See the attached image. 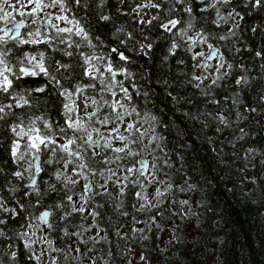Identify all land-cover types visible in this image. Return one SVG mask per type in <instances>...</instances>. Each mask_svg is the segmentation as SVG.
I'll list each match as a JSON object with an SVG mask.
<instances>
[{
    "label": "snow or ice",
    "instance_id": "6c2138e0",
    "mask_svg": "<svg viewBox=\"0 0 264 264\" xmlns=\"http://www.w3.org/2000/svg\"><path fill=\"white\" fill-rule=\"evenodd\" d=\"M25 7L28 9L27 13L19 11V16L27 15L31 18L27 25L24 19L15 20L11 17V10L18 11ZM6 8L9 11H5ZM89 10L94 11L99 21L113 24L115 33L123 34L121 44H127L131 40L134 50L138 49L144 55L149 54L153 44L137 41L132 32H126L124 25L117 27L115 19L120 16L131 17L139 26L137 29L139 35L145 40L148 37L144 35V29L146 27L149 30L156 28L158 34L163 33L165 39L170 38L171 41L168 54L163 58L165 62L169 55L175 56L180 48L191 50V45L196 44H204L207 47V54L204 52L193 54L192 59L196 61L193 68L200 71L192 72L185 86L195 88L205 98V102L216 104L217 111L215 115L184 113L189 119L199 120L201 115L211 116L216 121L217 131L230 127V115L219 110L221 100H217L212 95V91L219 88L220 82L237 68L244 74L235 78L236 88L239 92H246L251 87L256 92L260 105H244L242 111H236V117L243 115L245 119H248L258 112L264 116V111H261L264 109V73H261L258 78L250 77L245 65H234L228 62L221 49L210 42L215 40L231 43L232 50L237 53L242 50L253 52V49L246 44L243 49L236 47L234 38L239 40L237 32L243 31L241 22L246 16L264 14V0H26V2L15 0V3L13 0H0V22L4 24V27H0V132H4L5 135L11 133L7 146L0 137V148L6 147L7 151V158H0V214H7L6 216L0 215V264H20L21 260L24 264H43L49 252L59 253V258L51 257L50 264H65L71 253H76L83 259L85 252H91L92 249L82 250L79 245L87 244L89 241L100 243L108 239L106 235L99 236V233L97 236L83 237V234L91 231L93 227L98 228L96 220L100 215L98 208L104 205L95 203L94 198L97 196L109 200L121 198L119 203L113 204V208L118 210L121 216L131 215L133 225L143 224L144 227L132 228L134 234H142L150 224L156 221V216L153 215L148 220L140 221L137 220L135 214L123 210L125 188L131 185L133 189H140L133 192L138 202V206L137 203L132 205L135 212H147L153 208L157 209V212L161 211L159 206L163 203L164 194L172 188L170 183L157 179L155 176L151 180L146 178L141 181L125 175L123 181H128V184H125L121 180H112L116 172L110 167L105 170L93 167L94 164L106 166L117 161H127V158L131 156L133 166L117 164V167L123 168L127 173L142 175L141 169L134 168L135 157L140 155V150L149 145L151 151L156 149L163 151L162 145L158 142L163 137L151 135L149 144L146 145L144 137L150 134L149 129L143 128V124L138 126L135 122H128L125 119L126 115L136 113L135 108L129 111L124 108L120 99L115 102L103 98L99 101L96 99L95 81L103 77L105 69L109 77L100 79V84L104 91L111 92L113 96L116 93L112 92V89L116 85L112 83V80L123 69H114L113 63L105 60L103 56L97 57L84 51L86 48H96L94 40L105 43L98 34L94 37L91 35L92 28L87 16ZM57 21L65 26H61V23ZM197 21L201 24L206 23L208 27L197 28ZM31 26L36 27L33 30ZM41 26L51 30L52 34L45 36L41 31ZM26 27L28 31L22 33L21 30ZM249 31L257 35L264 32V23L251 26ZM177 38L180 42H177ZM53 41L56 42V46L53 45ZM30 45H44L46 49L55 47L56 51L62 52L63 56L70 59L64 61L52 57L46 58L45 51L40 48H33L29 52L22 47ZM58 45H64V48L61 49ZM109 47V56L111 53H116L120 61L130 59L124 51L111 45ZM68 49H73V51H68ZM253 55L258 60H264V49L254 51ZM9 56L12 59H9ZM77 56L81 59L73 64L72 58ZM200 57L203 61L199 59ZM213 58L218 60L216 65L209 63ZM93 61H103L104 67L94 64ZM176 63L183 64L184 61L178 59ZM259 67L264 69V63H261ZM208 68L212 69L211 73L206 72ZM77 69H80L78 78L86 77L89 82L86 84L72 82L69 87H65L64 80L72 81V73ZM29 81H31V86L25 87ZM206 81H208L207 84H205ZM117 83L124 92L123 99L130 100L131 96L128 90L123 88V82ZM165 84L167 85L168 82L165 81ZM85 90L93 91H90L86 97ZM239 92L235 93L237 97ZM169 95L172 94L169 93ZM53 96L63 98L60 101L63 117L61 121L49 122L43 117H36L26 123L15 111L35 106L33 101L38 104L43 99L47 103L48 98ZM73 97L79 99L81 103L77 104ZM172 98L177 103L184 99L180 96ZM223 100H231L233 108L241 105L239 98L233 99L225 95ZM185 102L191 103V98ZM91 106L95 108L90 112L87 111ZM120 108H124V111L121 112ZM78 109L82 115H77ZM10 116L15 120L5 126L3 122L7 121ZM37 120L41 121L39 126H37ZM150 120L155 121L156 117L152 116ZM97 124L105 128L109 135L106 136L101 132ZM120 125L123 126V131ZM203 126H208L207 120L203 122ZM238 130L242 137L246 134L245 129ZM125 133L129 135L126 136ZM113 141L119 142L122 146L114 147ZM130 143L136 145L138 150L133 151L129 147ZM105 150L124 155H116L114 159H110L105 153V156L101 157V152ZM253 151L254 149H250L248 155L251 156ZM9 163L12 165L11 170L5 167ZM163 163L172 167L167 159ZM153 168L155 169L156 166L153 165ZM105 171L111 175L106 181L97 182L95 178L104 176ZM89 176L94 179L89 181ZM78 178L87 182L82 185L84 192L74 199L72 189L80 184ZM153 183L163 184L164 188L157 187L154 192L149 193L146 190L147 185ZM185 184L191 188L187 180ZM180 190L184 191L183 188ZM49 194L58 195V201L49 206L58 210V215L52 211H43L39 214V221L45 225L41 229L43 236L39 239H28L27 230L11 235L6 231L9 221L17 218H19L17 222H24L23 227H28L30 217L21 215L22 212L27 211L22 200H34L35 204H39ZM177 203L183 205L188 201ZM76 213L80 214L81 220L85 219L86 213L87 216L92 217L93 223L88 227H85L83 223L77 224L75 225L77 230L72 232H69L67 224L61 227L57 223V221H70ZM49 229H56L69 239L76 238L69 245V255H65V250L59 244L53 247V241L48 238ZM116 235L122 239H131L119 229L116 230ZM4 241L13 242L5 244ZM16 241H23V243L17 247ZM39 243L46 244L47 247L37 252L33 246ZM87 259L89 264H93L91 256ZM140 260L147 264V257L141 255Z\"/></svg>",
    "mask_w": 264,
    "mask_h": 264
},
{
    "label": "trees",
    "instance_id": "16d2710c",
    "mask_svg": "<svg viewBox=\"0 0 264 264\" xmlns=\"http://www.w3.org/2000/svg\"><path fill=\"white\" fill-rule=\"evenodd\" d=\"M87 16L92 28L91 35L94 37L98 34L105 43L94 40L96 48H86L84 51L97 57L103 56L105 60L113 63L114 69H123L112 80V83L116 85L112 89V92L116 93L115 96L111 92L104 91L100 84V79L109 77L105 69L103 77L95 81L97 85V89L94 91L96 99L99 101L103 98L112 102L120 99L124 108L129 111L132 108L136 109V113L125 116L128 122H135L138 126L143 124L145 129L148 126L153 135L163 137L158 141L162 145L163 151L148 150L151 164L146 174L127 173L123 168H119L118 178L115 179L112 176V180L123 181V177L127 175L132 179L144 181L151 175L152 178L155 176L157 179L170 183L172 188L165 192L159 212L155 208L147 212H135L132 205L137 203L138 206V202L133 192L140 189H133L131 185L125 188L123 210L135 214L137 220L140 221L148 220L153 215L156 216V221L150 224L142 234H134L132 228L144 227L143 224L133 225L131 215L121 216L118 214V210L113 208V204L119 203L121 198L109 200L99 196L95 197V203L104 205L98 208L100 213L96 218L98 228L93 227L91 231L85 232L83 237L97 236L99 233V236L106 235L108 239L107 241L102 240L100 243L89 241L87 244L79 245L82 250L92 249V251H86L83 259L78 254L71 253L65 264H89L88 256L92 257L93 264H145L140 260L141 255L147 257V264H264V116H261L260 112L251 115L248 119H245L243 115L239 118L235 115L236 111H242L244 105H260L257 94L251 87L246 92H239V89L236 88L235 78L244 73L239 68L233 70L230 76L220 82L221 86L212 91V95L217 100H221L219 110L230 115V127L217 131L216 121L211 116L201 115L199 120H194L184 115L187 112L194 115L198 113L215 115L217 111L216 104L205 102V98L195 88L185 86L191 73L200 71L193 68L196 61L192 59V56L197 52L207 54L208 49L204 44L191 45V50L180 48L175 56L169 55L165 62L163 58L168 54L171 41L170 38L165 39L163 33L158 34L156 28L149 30L146 27L144 29V35L148 37L145 40L139 35L137 31L139 26L131 17L120 16L115 19V25L117 27L124 25L126 32H132L137 41L153 44L149 54L144 55L138 49L134 50L131 40L127 44H121L120 41L124 38L123 34L115 33L113 24L99 21L93 10H89ZM57 23L61 22L57 21ZM262 23H264V14L246 16L241 22L243 31L237 32L239 40L234 38L236 47L243 49L246 44L253 49V52L242 50L237 53L232 50L231 43L215 40L210 42L221 49L228 62L234 65H245L248 69L247 74L250 77L258 78L261 73H264V69L259 67L261 63H264V60H258L253 53L264 49V32L257 35L252 34L249 29L253 25ZM196 26L197 28L208 27L206 23L201 24L199 21L196 22ZM41 31L45 36L52 34L51 30L44 27H41ZM177 42H180L179 38H177ZM53 45L56 46L55 41H53ZM109 45L124 51L130 59L120 61L116 53H111L109 56ZM22 47L29 52L33 48H40L45 51L46 58L52 57L64 61L70 59L63 56L62 52L56 51L55 47L49 49H46L44 45ZM58 47L63 49L64 45H58ZM68 51H73V49H68ZM9 59L12 57L9 56ZM79 59L81 58L78 56L72 58L73 64ZM178 59L183 60L184 63L177 64L176 60ZM199 59L203 61L202 57ZM93 63L104 67L103 61H93ZM209 63L216 65L218 60L214 59ZM79 71L80 69H77L72 73V81L64 80L65 87H69L72 82L85 84L89 82L86 77L78 78ZM211 71V68L206 70L207 73H211ZM120 81L123 82V88L128 90L131 96L130 100L123 99L124 92L117 83ZM165 81L168 82L167 85ZM38 82L42 83L43 81ZM207 83L208 81L205 82V84ZM29 86H31V81L25 85V87ZM90 91L93 90H85L86 97ZM236 92H239L238 97L235 95ZM169 93L172 95L170 96ZM225 95L233 99L239 98L241 105L233 108L231 100H223ZM173 96H180L184 99L177 103L173 100ZM189 98H191V103L185 102ZM62 99V97L53 96L48 98L47 103L43 99L38 104L33 101L35 106L15 111L26 123L36 117H43L49 122L61 121L63 119L60 104ZM73 99L77 104L81 103L76 97ZM94 108L95 106H91L87 111L90 112ZM124 108L119 110L123 112ZM77 115H82L79 109ZM152 116L156 117L155 121L150 120ZM14 120L15 118L10 116L3 123L6 126L7 123ZM146 120L147 122H145ZM205 120L208 123L207 127L203 126ZM36 123L39 126L41 121L37 120ZM96 126L100 127L101 132L106 136L109 135L105 128L99 124ZM120 127L123 131V126L120 125ZM240 128L245 129L246 134L243 137L238 130ZM125 135H129V133H125ZM0 137L3 138L4 145L7 146L11 133L5 135L4 132H0ZM113 144L114 147L122 146L117 141H113ZM129 147L133 151L138 150L137 146L131 143ZM149 148L151 149L150 145ZM250 149H254L251 156L248 155ZM144 150H140L139 156L144 153ZM105 153L110 159H114L116 155H124L105 150V152H101V157L105 156ZM139 156H136L135 160L140 158ZM0 158H7L6 147L0 148ZM165 159L171 163L172 167L163 163ZM132 160L133 157L129 156L127 161H117L106 166L94 164L93 167L101 170L110 167L114 170L118 168L117 164L133 166ZM136 163L134 168L140 169ZM153 165L156 166L155 169ZM5 167L11 170L12 165L9 163ZM109 175L111 174L105 171L104 176L95 179L97 182L100 180L104 182ZM88 179L93 180L94 178L89 176ZM185 180L188 185H191V188L185 184ZM86 182L80 179V184L73 187L74 199L84 192L82 185ZM123 183L128 184V181H123ZM157 187L163 189L164 185L155 184V188ZM181 188L184 191H181ZM85 195L87 194L85 193ZM184 200H187L188 203L183 205L177 203ZM57 201V194L47 195L39 204H35L34 200H22L27 211L22 212L21 215L30 217L28 227H23L24 222H17L19 219L17 218L9 221L6 231L11 235L27 230L28 239H39L44 235L41 229L45 226L39 221L38 214L41 209L54 205ZM10 206H12L11 203ZM50 209L58 215V210L54 207ZM0 215L6 216L7 214ZM57 223L61 227L67 224L69 232H72L77 230L75 225L83 223L85 227H88L93 223V220L86 213L85 219L81 220L80 214L76 213L70 218V221H57ZM32 225H36V227H32ZM117 229L126 233L131 239H122L117 236ZM48 231V238L53 241V247L59 244L65 250V255H69V245L76 238L69 239L56 229ZM12 242L4 241L5 244ZM15 243L19 247L23 241ZM33 247L39 252L47 245L39 243ZM52 256L59 258V253L49 252L43 264H50ZM20 264H24V261L21 260Z\"/></svg>",
    "mask_w": 264,
    "mask_h": 264
},
{
    "label": "rangeland",
    "instance_id": "374dc122",
    "mask_svg": "<svg viewBox=\"0 0 264 264\" xmlns=\"http://www.w3.org/2000/svg\"><path fill=\"white\" fill-rule=\"evenodd\" d=\"M13 1H15V0H13ZM23 8H20L18 11H21ZM61 25H62V23H61ZM1 27H4V24L1 26ZM41 27H43V26H41ZM147 129H149V135H146L145 137H144V143L146 144V145H148L149 144V139H150V136L151 135H153V132L150 130V128L147 126ZM145 149V150H144ZM143 150H144V153L141 155V156H139L140 158H138V159H136V161H138L139 159H141V158H144V157H149L148 156V150H150V148L149 147H146V148H144ZM137 164V163H136ZM150 164H151V159H150V157H149V168H150ZM149 168H148V170H149ZM112 169V168H111ZM114 171L116 172V175L114 176V178L115 179H117L118 178V176H117V174L119 173V171H120V169L119 168H117V169H114ZM148 172V171H147ZM146 174V173H145ZM147 179L148 180H151L152 179V176L150 175V176H148L147 177ZM89 181H92L91 179L89 180ZM103 181L102 180H100V182L99 183H102ZM154 189H155V184L153 183V184H150V185H147V191L149 192V193H152V192H154Z\"/></svg>",
    "mask_w": 264,
    "mask_h": 264
},
{
    "label": "water",
    "instance_id": "95a60500",
    "mask_svg": "<svg viewBox=\"0 0 264 264\" xmlns=\"http://www.w3.org/2000/svg\"><path fill=\"white\" fill-rule=\"evenodd\" d=\"M27 21L25 20V23H26ZM218 47V46H217ZM214 59H216V58H213L211 61H213ZM210 62V61H209ZM137 166L142 170V172L145 174V173H147V171H148V168H149V157H144V158H141V159H139L138 161H137ZM43 211H51V209L49 208V207H44L43 209H41L40 210V212H39V214L41 213V212H43ZM39 214H38V216H39ZM49 220H50V218H49ZM42 223V222H41ZM42 225H44L43 223H42ZM45 226V225H44Z\"/></svg>",
    "mask_w": 264,
    "mask_h": 264
},
{
    "label": "flooded vegetation",
    "instance_id": "af4514ba",
    "mask_svg": "<svg viewBox=\"0 0 264 264\" xmlns=\"http://www.w3.org/2000/svg\"><path fill=\"white\" fill-rule=\"evenodd\" d=\"M25 2H26V0H25ZM13 3H15V1H13ZM5 11H9V9H5ZM21 11H24L25 13H27V11H28V9L25 7V8H23ZM11 17L13 18V19H15V20H20V19H24V20H26L27 22H26V25L28 24V21L31 19L30 17H28L27 15H25L24 17H21V16H19V11H17V10H11ZM3 25V22H0V27ZM32 27V29H34L36 26H31ZM27 29V30H26ZM24 30H26V31H28V28L26 27V28H24V29H22L21 30V32L22 33H24L23 31ZM25 31V32H26Z\"/></svg>",
    "mask_w": 264,
    "mask_h": 264
}]
</instances>
